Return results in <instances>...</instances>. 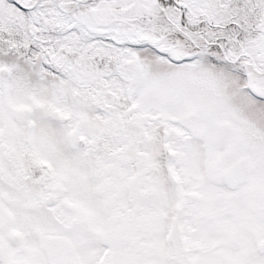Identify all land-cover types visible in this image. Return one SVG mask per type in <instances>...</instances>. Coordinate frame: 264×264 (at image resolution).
<instances>
[{
    "label": "snow or ice",
    "instance_id": "6c2138e0",
    "mask_svg": "<svg viewBox=\"0 0 264 264\" xmlns=\"http://www.w3.org/2000/svg\"><path fill=\"white\" fill-rule=\"evenodd\" d=\"M0 264H264V0H0Z\"/></svg>",
    "mask_w": 264,
    "mask_h": 264
}]
</instances>
